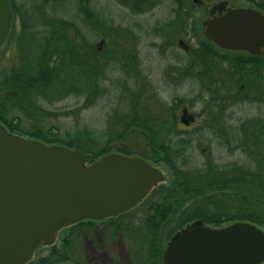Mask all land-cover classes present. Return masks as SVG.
I'll list each match as a JSON object with an SVG mask.
<instances>
[{
    "label": "trees",
    "instance_id": "obj_1",
    "mask_svg": "<svg viewBox=\"0 0 264 264\" xmlns=\"http://www.w3.org/2000/svg\"><path fill=\"white\" fill-rule=\"evenodd\" d=\"M74 1L76 5L70 9L67 6L72 2L64 0H10L14 21L12 20L4 45L11 44V41L14 43V57L10 64L0 70V122L15 134L36 138L49 144L77 147L92 154L94 159L117 150L127 155H139L152 162L162 163L172 175L168 186L165 187L167 192L161 203L155 206L152 213H148L146 221L161 222L165 227L169 226L166 228V238L178 228L197 219L213 226L247 218L257 223L258 220L253 215L254 209H250L249 216H244L241 207L246 186L251 190L248 194V198L252 200L250 204L258 205L261 201L264 204L262 169L264 156L256 163L258 171L245 169L238 162L226 163L220 169L210 154H205L202 168L190 170L188 161L197 135L208 132L214 137L223 131L218 129L219 123H216L217 128L213 130L210 121H206L209 127L206 131L197 132L195 127L180 129L177 111L185 104L184 98L176 97L169 103L164 102L155 96L153 86L150 85L151 95L161 105L159 110L141 111L136 108L134 98L128 112L120 117L112 112L108 118V129L104 134L88 128L82 119L83 109L93 106L106 94L107 88L103 83L109 65L119 62L121 68L124 67L129 72L133 69L135 62L130 57L135 55L134 51L124 46L128 44L133 48L136 36L130 26L122 25V21L116 22L112 13L106 12L102 6L95 7L93 0ZM115 1L130 15L149 12L161 3L160 0ZM171 11V17L164 20V23L171 26L173 35L179 30L177 37H181L182 22L191 15L190 5L183 1L175 2V8ZM18 19L19 30L16 28ZM156 26L155 23L152 35L156 34ZM87 27L94 30L92 35L86 31ZM200 37L202 54L210 53L207 46H212V43L206 40L203 34H200ZM99 38L101 40L96 43ZM120 47L123 50H119ZM125 50L129 52L126 54ZM122 52L126 55V60L123 61L120 60ZM175 54L178 60L186 57L181 50ZM217 56L220 63L217 71L219 77L233 76L231 72L236 71L239 81L231 85L233 98L239 102L245 100L252 102V99L258 102L261 91L264 92V69L255 71L251 69L247 78L248 75L243 76L242 59L239 56H231L225 50H217ZM205 59L209 61V58ZM242 82L243 86L240 87ZM117 83L121 84L119 87L122 89L128 88L126 82ZM249 92L251 96H247ZM69 96L82 97V104L71 110H52L48 107ZM194 101L192 99L190 102ZM208 112L210 115V111ZM133 132L140 134L142 149L133 151L126 146L112 144ZM254 139L257 142L264 140V122L257 129ZM223 144L227 147L230 145L228 142H218V145ZM242 147L243 143L239 141L231 150L235 151ZM229 172L231 176L226 177ZM218 174L224 176H217ZM229 190L233 191V197L242 201L241 207H237V211L232 215L224 211H211L209 206L216 203V193L222 191L221 196L224 198ZM170 193L176 194L175 198L169 195ZM70 227L71 233L62 238L59 246L51 245L48 254L26 264H55L82 258L79 231L81 229L92 231L93 227L83 222ZM147 230L150 245L155 248L154 251H159L154 243L157 236L156 226L152 225ZM71 250L77 253L71 254Z\"/></svg>",
    "mask_w": 264,
    "mask_h": 264
},
{
    "label": "water",
    "instance_id": "obj_2",
    "mask_svg": "<svg viewBox=\"0 0 264 264\" xmlns=\"http://www.w3.org/2000/svg\"><path fill=\"white\" fill-rule=\"evenodd\" d=\"M10 0H0V49L12 26ZM204 35L226 49L264 53V15L237 7L205 22ZM193 117L184 109L181 118ZM77 147L24 137L0 122V264H26L58 232L84 218L103 219L135 205L164 180L138 155L99 158ZM93 160L91 163H89ZM164 264H260L264 231L249 221L215 227L193 220L177 230ZM55 264H70L58 262Z\"/></svg>",
    "mask_w": 264,
    "mask_h": 264
},
{
    "label": "rangeland",
    "instance_id": "obj_3",
    "mask_svg": "<svg viewBox=\"0 0 264 264\" xmlns=\"http://www.w3.org/2000/svg\"><path fill=\"white\" fill-rule=\"evenodd\" d=\"M64 1L72 2L69 6H67L70 9H73V6L76 5L74 0ZM231 1L235 5H244L245 3L244 0ZM183 2L190 5L193 1L184 0ZM204 2L208 3L210 1L204 0ZM93 4L97 8L102 6L106 10V12L112 13L113 18L116 22L122 21V25L125 24L127 26H130L134 30V34L136 36V40L134 43L135 45L133 46V48H130L128 44L124 47L129 49L130 51H134V54L136 53L135 51L138 50L139 56L136 54V56H132V58L130 57V59L133 61L134 59H140L139 61L141 63V68H143L144 66H148L150 68L151 74L149 76V81L151 82V86L155 87V93L158 95L157 98L159 100L169 103L176 97L185 99V104H182L177 111V119L179 122L178 126L183 130L192 129L194 124V117H196L197 113L200 112V110L204 106L203 103L197 104L198 100L194 101L193 103L190 102L192 99L194 100L195 94L199 92L200 86L197 83H192L194 80L191 79H187L180 83L177 82L167 84L166 81L164 83L162 73L164 72L165 66L169 64V62L166 59L162 58L158 53L156 47L152 45L153 42L157 44L158 42L162 41V39L160 37L152 38L149 32V28L153 25L152 23L155 19H159L158 21H164L168 17H171V9L175 5L174 2L172 0H163V2L158 4L153 10L139 15L128 14L127 10L115 0H93ZM206 16L207 11L202 4V6H195L194 9L191 10V15L189 17H191L193 26L197 28L202 20L206 19ZM16 26L17 30H19V19L16 22ZM201 28L203 29L202 25ZM86 31L90 35H92L94 30L90 27H87ZM100 40L101 38H99L96 43H98ZM177 40L178 39H175L174 41L175 45ZM13 44L14 43L11 41V44L9 43L3 45L0 49V70L3 66H7L11 63L14 57ZM124 44L125 42L123 41L122 45ZM119 50L123 49L120 47ZM119 50L117 52V55H119ZM129 50H125L126 54L129 52ZM129 55H131V52ZM125 56L126 55H124L122 52L120 54V60L123 61L125 59ZM108 68L109 69L106 71V79L103 83L107 88V91L105 92L106 94L98 99V101L93 106L83 109L81 113L82 119L88 126V128H90L91 131L100 134H104L108 129V118L113 114L112 112H115L117 117H120V115L128 112L134 98L136 108L141 111H144L145 109L155 111L161 108V105L159 104L157 99L151 95V90L149 89L150 84L148 82V84L142 83V76L131 75L130 72L127 71L124 67L121 68L119 62H116L111 66L109 65ZM117 82H126V86L128 88L122 89L121 86L119 87V85L121 84L118 85ZM261 94H264V92L261 91ZM249 95L251 96V92H249ZM82 102V97L78 98L76 96H69L48 107H50V109L52 110H71L72 108L80 106ZM227 108L230 109V112L227 114L226 123L229 127H234L235 129L227 128L214 137L211 136L208 132H205L204 134L202 133L200 134V136L197 135V141L191 149L189 156L190 158L188 161V168L190 170L202 168L204 160L206 158L205 154H210V156L215 160L220 169L222 168V165L226 163L231 164L232 162H238L239 164H242L246 169H256V171H258L256 163H258L264 156V140L261 139V142H257L254 139V135L257 133V129L259 128L258 126H260L261 123L264 122V120L262 122L257 121V117H259L260 119L261 117H263L264 119V104L248 103L247 101H243ZM184 109L186 110L187 114L193 117V120H190L189 122L190 125H184L179 121ZM202 122L203 121H201V123ZM236 141H242L245 152L242 149H235V151L230 153L228 149H232L234 148V146L227 147L224 144L223 146L218 145V142H234L235 144L237 143ZM112 144H115V146H126L133 151H137L143 148L142 138L140 134H138V132L130 133L123 139L114 141ZM111 152L122 153L117 150H112ZM245 158H247V160H245ZM147 161L161 170L165 176V179L163 180V182L159 183L158 186L154 187L152 195L145 202L146 205L149 204L152 200H162L161 197L166 194L167 190L165 187L168 186L172 175L168 171V169L163 166L162 163H156L150 160ZM183 168L185 169L186 167ZM217 176L223 177L224 175L218 174ZM225 176L230 177L231 173L229 172ZM221 193L223 192L219 191L216 193L217 197L215 198V200H217V202L214 205V209H212L211 206H209V208L211 209V211H224L232 215L235 211H237V207H241L242 201H240L236 197H233L231 193L229 197L223 198L221 196ZM169 195H173L174 197V195L176 194L170 193ZM262 202L263 201H261V203ZM260 208L262 209V207ZM145 214L146 209L139 208L135 212H129L124 216H121L119 220L122 222L141 221V219L143 220V216ZM227 222L228 221L224 222L221 226L228 224ZM70 231L71 227H64L63 229H61L58 232L56 241L53 244L59 246L61 244L62 238L66 235H69ZM79 234L81 237L80 250L82 258H79L78 260L74 258V260L66 262H69L71 264H82L79 262L86 261L87 264H108V260L110 258L114 261V263L115 261L116 263L119 261L120 264H129L128 250L125 247V242L123 239H121V237L117 236L115 240L108 241L104 238L105 235L103 233V230L100 229V226L96 224L94 225L92 232L87 229H81L79 231ZM50 249L51 245L39 247L35 251L31 260L36 261L38 258L45 256L46 254H48ZM72 253L77 252L71 250V254Z\"/></svg>",
    "mask_w": 264,
    "mask_h": 264
},
{
    "label": "flooded vegetation",
    "instance_id": "obj_4",
    "mask_svg": "<svg viewBox=\"0 0 264 264\" xmlns=\"http://www.w3.org/2000/svg\"><path fill=\"white\" fill-rule=\"evenodd\" d=\"M160 1L163 2V0ZM172 1L175 4V2L184 1V0H172ZM192 1H193L192 4H190L191 10H193L195 6H199V5L202 6L203 4L204 8L207 11L206 19L202 20V22L197 28L193 26V23L191 22L192 21L191 17L184 18L185 20L182 22L183 36L181 37H177V34H179L178 32L179 30L177 31V33H174L173 35V33L171 32L172 29L171 26L164 23L163 20L158 21L155 19L152 23L153 25L150 26L149 28L150 36L152 38L160 37L162 39V41L158 42L157 44L155 42L153 43L156 49L158 50V53L161 55V57L169 62V64L165 66L164 72L162 73L164 83L165 81L167 84L177 83V82L180 83L187 79H191L194 80L192 83L199 84L200 86L199 92L195 94L194 100L195 101L198 100L197 104L203 103L204 106L200 110V112L197 113L196 117H194L193 127H195L197 132L209 130L206 121H210L213 124L212 126L213 130L217 128L215 123H219L218 129L221 131H224L227 128L235 129L234 127L231 128L227 125L226 119H227V114L230 112V109L227 107H231L239 103V101L233 98L234 96L231 92V88H232L231 85L235 82L237 83L239 79L237 78L236 71L234 70L231 72L233 76L226 78L218 76L217 73L219 67L218 64L220 63H218V59H217L218 58L217 50H225L229 52L231 56H235V55L239 56L242 59L241 67L243 69V76L248 75L247 78H249L251 69H254V71L255 69H261V68L264 69V53L258 54V53H251L246 49L235 50V49H226L219 47L214 42L210 41L205 37L204 35L205 22L208 19L224 14L228 9H234L237 7L252 8L261 12L264 15V0H244V2L246 3V4L244 3V5L241 4L235 5L231 0H207L210 1L208 3L207 2L205 3L204 0H192ZM174 8L175 5L173 6V9ZM155 23L157 25L155 32L156 34L152 35V31L154 29ZM201 25L203 29L201 28ZM200 34H203L205 39L212 43V46H207L210 49L209 51L210 53L208 54H202V48H201L202 38L200 37ZM175 39H178L176 45L174 42ZM180 50L183 51V53L186 55V57L183 58L182 60H178V57L175 54L178 53ZM135 52L136 53L134 56H136V54L139 56L138 53L139 51L137 50ZM204 58H209V61H206V59L204 60ZM139 60L134 59L135 65L133 66V69L130 70V74L133 76L135 75L142 76L143 77L142 83H146V84L149 83L151 85V82L149 81L151 70L148 66H144L143 68H141V63ZM242 81L243 82L245 81L244 78ZM243 82L240 85V87L243 86ZM247 82L249 81L247 80ZM218 84H229V86L228 87L219 86ZM154 88L155 87H152V91L155 94V96H158L155 93ZM247 96L250 95L248 94ZM261 97H263V99H260ZM260 98H259L260 100L257 99L258 102H264V94H260ZM245 101H247L248 103H258L255 99H252V102L251 100H245ZM208 111H210V115ZM263 120H264L263 117H261V119L257 117V121L262 122ZM201 121L203 122L201 123ZM198 136H200V134ZM235 144L234 142L230 143L228 147H232ZM242 150L245 152L244 147H242ZM228 151L230 153L233 152L231 149H228ZM212 160L214 159L212 158ZM245 160H247V158H245ZM262 161L264 163V160ZM262 169H264V166L262 167ZM161 182H158L156 186H158V184ZM154 187L141 200V202H139L134 207L118 215L105 217L103 219L84 218L78 222L91 224L93 228L95 224L100 226V229L103 230V233L105 235L104 238L107 239L108 241L115 240L117 236L121 237V239L124 240L125 247L128 250L129 264H164L163 254L167 246V243L170 240L171 236L182 227L175 230L171 236L166 238L165 236V233L167 231L166 228L168 229L169 226L165 227L164 223L161 222L156 223V222L146 221L148 213H152L155 206L161 203L159 200L157 201L152 200L149 204L147 205L145 204L146 200L152 195ZM246 187L247 188L244 190L245 194H244L243 206H242L243 215L249 216L250 209H254L253 215L256 218V220H258V222L257 223L251 222L247 220L248 218L244 219L243 221H249L251 223H254L264 231V204L261 203L258 205L255 204L251 205L250 204L251 200L248 198L250 188L248 186ZM230 193L233 194V191L230 190L227 191L226 197H229ZM215 202H217V200H215ZM214 205L211 206L213 207V209H214ZM257 206L262 207V209ZM139 208L146 209V214L143 216V220L141 219V221H130V222H122L119 220L121 216H124L129 212H133V211L135 212ZM71 225L73 226V224ZM71 225L67 227H70ZM152 225H155L157 228V231H155L157 236L154 239V243L156 248L159 249V251H154L155 248L153 249V247L149 243L150 239L147 229ZM263 263L264 261L260 264ZM82 264H87V262L82 261ZM108 264H120V262L118 261L116 263L115 261L114 263V261L109 258Z\"/></svg>",
    "mask_w": 264,
    "mask_h": 264
}]
</instances>
